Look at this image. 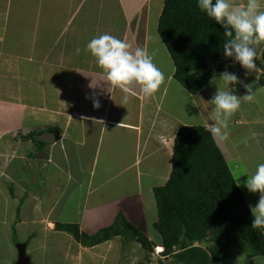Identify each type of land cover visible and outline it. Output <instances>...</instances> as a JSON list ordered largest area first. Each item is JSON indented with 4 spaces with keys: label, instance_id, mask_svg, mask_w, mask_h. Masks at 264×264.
<instances>
[{
    "label": "crops",
    "instance_id": "0c3cea01",
    "mask_svg": "<svg viewBox=\"0 0 264 264\" xmlns=\"http://www.w3.org/2000/svg\"><path fill=\"white\" fill-rule=\"evenodd\" d=\"M246 2L233 0L237 6ZM164 3L0 0V139L12 137L15 154L23 144L29 147L19 156L23 160L9 162L7 168L12 173L0 172V180L3 184L13 181L14 199L18 200V195L24 198L16 215L19 211L24 219L29 214L39 220L27 240L21 239L27 244L31 264H51L54 251L60 248L67 264L139 262L140 256L132 255L136 241L125 244L115 237L86 248L69 231L58 230V223L79 224L81 231L94 234L122 212L149 238L156 236L150 229L158 219L154 188L170 177L177 132L183 125L205 126L213 107L208 101L217 91L208 83L192 94L174 78L175 63L158 31ZM105 33L128 43L132 51L139 47L154 54L165 80L153 95L145 96L136 84L127 91L111 85L96 58L84 51L91 39ZM259 59L256 70L248 71L232 59L215 73L227 68L255 91L254 99L242 100L230 118L229 139L216 140L237 183L241 181L239 187L250 209L258 204L260 193L250 192L244 182L264 163V85L260 83L263 65ZM234 93L242 97L247 89L239 84ZM95 98L100 101L99 108L94 106ZM16 128L27 132L14 139L12 129ZM30 132H53L56 138L58 132L59 139L46 141L42 149L21 137ZM40 152L48 155L42 158L47 159L42 168V159L30 156L35 153L37 157ZM27 167L37 171L30 188L24 178ZM107 184L111 185L110 194L101 196ZM155 243L162 247L161 236ZM33 252L38 260L33 259ZM257 253L238 256L237 262L264 264V253ZM18 254L8 264H14Z\"/></svg>",
    "mask_w": 264,
    "mask_h": 264
},
{
    "label": "trees",
    "instance_id": "16d2710c",
    "mask_svg": "<svg viewBox=\"0 0 264 264\" xmlns=\"http://www.w3.org/2000/svg\"><path fill=\"white\" fill-rule=\"evenodd\" d=\"M158 31L175 63L174 78L192 94L199 93L215 73L225 68V62L232 60H216L224 53L225 29L200 11L197 0H165ZM207 61L212 66L202 72ZM260 63V83L264 85V51ZM38 135L24 137L43 148L45 142L37 139ZM30 156L37 158L35 153ZM154 193L158 210L155 228L161 234L165 257L175 253L185 264H234L230 249L243 242L264 253V232L252 228L253 213L223 152L205 126L179 128L170 177L164 185L155 187ZM56 227L69 231L85 246L115 237L125 244L137 241L147 258L156 245L122 212L111 225L94 234L81 231L79 224L58 223ZM207 237L210 248L197 245Z\"/></svg>",
    "mask_w": 264,
    "mask_h": 264
},
{
    "label": "clouds",
    "instance_id": "9594fccd",
    "mask_svg": "<svg viewBox=\"0 0 264 264\" xmlns=\"http://www.w3.org/2000/svg\"><path fill=\"white\" fill-rule=\"evenodd\" d=\"M197 6L208 18L225 29L224 36L227 37L223 44L225 56L238 62L248 71L256 70L255 61L261 58L260 52L264 51V0H247L244 6L235 5L233 0H197ZM76 51L80 53L81 49L77 48ZM84 51L90 52L96 58L97 65L106 73L111 85L124 91L136 84L140 86L145 96H151L165 80V73L154 62L153 53L139 47L132 51L128 43L110 34L94 37L87 43ZM209 83L216 86L217 91L208 101L213 107L204 124L214 140L227 141L230 135L228 131L230 118L240 109L242 100L251 102L254 99L255 91L253 85L244 84L236 73L228 71L227 68L219 75L214 74ZM239 84H243L247 89V94L242 97L234 93V87ZM192 99L195 100L196 97ZM93 103L97 108L101 106L98 98L93 99ZM30 133L21 137L25 139L24 136ZM54 135L55 139L47 142L56 141L58 135L57 138L56 133ZM43 154L45 153L40 152L37 159H42ZM247 177V181L244 182L247 189L253 193H260L258 204L251 208L254 217L252 228L262 229L264 232V163H259L255 171ZM240 183L241 181L238 185ZM155 246L158 247V244ZM164 249L163 246L158 255L162 254ZM26 254L29 255L27 249Z\"/></svg>",
    "mask_w": 264,
    "mask_h": 264
},
{
    "label": "rangeland",
    "instance_id": "374dc122",
    "mask_svg": "<svg viewBox=\"0 0 264 264\" xmlns=\"http://www.w3.org/2000/svg\"><path fill=\"white\" fill-rule=\"evenodd\" d=\"M24 25L26 27L28 26L27 24H24ZM83 86H85V85L83 84ZM19 128L12 129V133L15 132V133H13L14 139H16V135H18L19 133L23 134L24 132H27L24 130H21V132H20ZM11 138L10 139H8V138L4 139V137H1V139H0V166L4 167V168H0V172L1 171L4 172L6 170L7 174L12 173V170L8 169L7 166L10 163H12L13 161L18 162L19 160H23V157L21 159H20V157L24 156L26 154V152L29 150L28 145H25L26 146L25 147L23 144V146L20 147L21 151L19 153L15 154L14 153V144H13ZM1 140H5V141H1ZM90 153H87V157H89ZM45 160H47V159H42L41 161L39 160V162L41 163L39 168L41 166L43 167ZM15 165H17V163H15ZM26 166H30V165H26ZM18 173H19V171H18ZM24 173H25L24 178L26 181H28L26 183V184H28V185H26V187L30 188L35 183V179L37 178V175H36L37 171L35 168L30 169L29 167H27V169L26 168L24 169ZM18 176H22V175L18 174ZM6 178H7V176H6ZM44 179L47 180L48 177L44 178ZM8 180H9V178H8ZM43 181H41L42 184L44 183ZM11 183H13V181L9 180V181H7L6 184H3L2 181L0 180V264H2V262H3V264H8L11 259L14 260V258L17 256V253H18V248L16 247L15 244L26 243V242H21V241L27 240L29 234H31L35 230L34 227H32V226L36 225L37 221L39 222V220H35L29 214L26 215V217H27L26 219H24L20 215L21 213L19 214V211H18V214L16 215V213H17L16 207L19 204V202L22 201V198H20V196L18 195L17 196L18 200L14 199V197L16 196V193L13 189H15L16 185L15 184L11 185ZM110 187H111V185L107 184L104 188H102L103 190L100 191L101 196L108 197L107 195L110 194V189H111ZM35 188H38V186H35ZM39 189H41V188H39ZM61 208L62 207H59V209H58L59 213H60ZM56 212H57V210H56ZM19 220L24 221L23 224L16 223L17 221L19 222ZM34 220H35V222L33 223ZM40 222H43L42 218H41ZM25 224H27V225H25ZM19 225L21 226L20 229H19ZM150 229L152 230V232L155 231L156 236L155 237L153 236L152 238H149V239L153 240L155 242V240H157V238H160L161 234L155 228V224L153 226H151ZM147 235H149V234H147ZM13 238L15 240H13ZM208 240H209V238L207 237L204 241H201L197 245L204 246L205 248H210V244L208 243ZM161 241H162V237H161ZM11 245L14 247V249H10ZM211 245L214 246L215 243L213 242V243H211ZM250 245L251 244H249V243H245L244 245H238L237 244L236 247H234L235 249L231 253V257L233 259V262H235V264L236 263L239 264L237 262V260H238V258L240 259V257H246L247 258V256L251 257V255L254 256V255L258 254L256 252V249H254V247H252ZM26 246H27V244H26ZM83 246H85V245H83ZM94 246L95 245L85 246V247L88 248V247H94ZM137 247H134V253H132V255H134V257L135 256L136 257L140 256V257H139V262L134 263V264H159L158 263L159 261H163V263L165 262L164 264H185L184 262L177 259V256L175 253H172L166 257L162 256V254L158 255L159 251H157L158 247H156V246L154 248V252L150 253L148 258H147V256L145 257V255H147V254H146L145 250L139 245V243H137ZM140 253H141V255H139ZM32 254L34 255L33 259L38 260V258L36 257V252H33ZM238 256H240V257H238ZM53 257H54V259H53L51 264H67L65 262V260H63V257L61 255V248H60V250L58 249V250L54 251ZM17 259H18V257L16 258V260ZM29 259L31 260L30 257H29ZM125 260H127V259H125ZM125 260L123 259L121 264L127 263L128 260L127 261H125ZM244 263H245V261L242 260L241 264H244ZM11 264H13V262H11Z\"/></svg>",
    "mask_w": 264,
    "mask_h": 264
},
{
    "label": "water",
    "instance_id": "95a60500",
    "mask_svg": "<svg viewBox=\"0 0 264 264\" xmlns=\"http://www.w3.org/2000/svg\"><path fill=\"white\" fill-rule=\"evenodd\" d=\"M261 53H262V51L260 52V55H261ZM224 58H228V57H226L225 54L223 53L222 55L216 57V60L221 61ZM211 66H212V62L207 61L205 63V65L203 66L201 71L205 72ZM38 139L42 140V141H53L55 139V135L53 132H44L38 136ZM39 157H41V156H39ZM42 157H47V155L43 154ZM17 248H18L19 254H18V259L16 260V262L14 264H31L30 259H29L30 256L26 254V243H18Z\"/></svg>",
    "mask_w": 264,
    "mask_h": 264
},
{
    "label": "bare ground",
    "instance_id": "6f19581e",
    "mask_svg": "<svg viewBox=\"0 0 264 264\" xmlns=\"http://www.w3.org/2000/svg\"><path fill=\"white\" fill-rule=\"evenodd\" d=\"M161 246H162V245H161ZM162 247H163V246H162ZM162 247H159V246H158V250H157V251H159V252L162 251V250H163Z\"/></svg>",
    "mask_w": 264,
    "mask_h": 264
}]
</instances>
